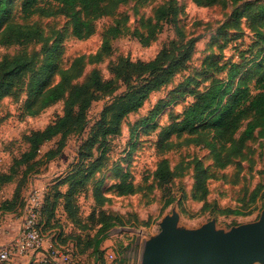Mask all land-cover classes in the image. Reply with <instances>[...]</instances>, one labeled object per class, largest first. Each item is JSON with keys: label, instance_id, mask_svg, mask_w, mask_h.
I'll use <instances>...</instances> for the list:
<instances>
[{"label": "rangeland", "instance_id": "374dc122", "mask_svg": "<svg viewBox=\"0 0 264 264\" xmlns=\"http://www.w3.org/2000/svg\"><path fill=\"white\" fill-rule=\"evenodd\" d=\"M20 3L11 0L8 19L38 29L41 36L0 43V60L25 56L36 70L44 59L43 50L57 39L54 54L58 70L50 84L60 80L59 70L71 76L70 86L85 80L93 68L102 78H109L121 59L147 61L161 49L186 58L171 78L152 90L142 106L127 114L118 131L101 144L86 146L95 122L114 96L124 92L128 83H135L136 74L129 80L116 78L114 90L100 93L91 102L82 129L44 140L37 155L18 167L13 181L0 188V223L15 230L13 238L25 197L32 189L40 190L42 197L47 193V204L55 202V207L41 226L42 245L28 252L9 248L7 259L0 264H140L145 239L159 230L161 218L172 209L179 214L177 224L187 228L214 219L217 228L227 230L259 217L264 209V116L248 115L230 134H218L214 129L183 131L171 135L163 148L157 139L159 129L181 117L192 101L189 90L203 89L213 77L223 76V70L213 62L244 58L243 70L255 61L264 62V14L251 18L246 12L235 15L247 4L256 7L264 0H217L211 5H198L193 0H126L112 14L98 18L94 33L85 39L73 36L69 17L63 13L37 11L24 16ZM38 4L57 6L51 0H38ZM161 5L174 9L175 16L164 14L156 19L154 12ZM147 18L151 19L149 24ZM110 26L118 27L119 32L113 37L107 35L110 51L96 60ZM30 73L25 71L0 100V172L7 171L14 158L29 147L31 133L63 114L67 92L35 115L24 111ZM157 103L158 112L150 118ZM250 122L256 126L239 144L238 137ZM60 142V151L48 158ZM210 143L220 151L223 165L218 164ZM163 160L165 177L159 178L156 170ZM92 162L95 165L87 170ZM72 170L75 178L87 170V179L82 184L75 182L70 214L64 196L68 182L60 180ZM12 199L10 206V202L5 203ZM12 241L0 244V248Z\"/></svg>", "mask_w": 264, "mask_h": 264}, {"label": "trees", "instance_id": "16d2710c", "mask_svg": "<svg viewBox=\"0 0 264 264\" xmlns=\"http://www.w3.org/2000/svg\"><path fill=\"white\" fill-rule=\"evenodd\" d=\"M51 1L57 3L55 8L40 6L38 0H21L20 11L24 16H29L37 11L43 14L63 13L69 17L73 36L78 39H85L94 33L95 22L98 18L112 14L117 5L126 0ZM193 1L198 5H211L217 0ZM10 4L11 0H0V43H19L32 37H40L41 34L38 29L8 19ZM253 11H256V14L253 15ZM242 12H246V15L250 18L257 14H264V4L256 7L247 4L242 10L235 11L236 17ZM175 13L174 9L166 10L165 6L161 5L156 8L154 17L158 19L164 14L175 16ZM150 21L151 19L147 18L148 24ZM156 25L157 22L152 25L147 33H152ZM118 32L119 28L116 26L107 28L100 50L95 55L96 60H100L103 53L110 51L107 35L110 34L113 37ZM147 40L146 36L144 44L147 43ZM57 43V39H55L51 46L43 50L44 59L36 70L33 69L32 60L27 59L25 56L4 57L0 60V100L11 92L25 71H31L26 85L27 97L23 105L24 111L30 115H35L44 107L58 101L67 92L63 103V114L43 129L29 135V147L19 157L14 158L7 171L0 172V188L5 183L13 181L21 164L37 155L39 145L44 140L57 134L64 136L73 130L82 129L85 124V110L93 100L99 97L100 93L114 90L116 78L124 77L129 80L132 75L136 74L135 83H128L124 92L114 96L102 108L86 142L88 148L98 142L101 144L102 140L108 135L116 133L122 119L130 112L140 108L149 93L165 84L186 58V55L181 57L171 56L170 51L161 49L152 59L147 61L121 59L112 70L113 76L109 78H102L98 70L93 68L85 80L70 86L71 76L66 73V70H59L61 73L60 80L50 84L51 76L58 70L54 54ZM262 58H264V54ZM243 62L244 58L241 61L213 62L214 65L218 63V69L224 72L223 76L213 77L203 89L189 90L193 99L184 108L181 117L172 119L159 129L157 143L160 148L169 144V138L173 134H179L183 131L195 133L203 129H214L215 133L218 134H230L238 129L240 122L248 115L264 116L263 59L253 62L250 68L244 70L242 69ZM251 79H253L252 85L249 84ZM158 105L159 103L151 109L150 118L157 114ZM255 126V122L246 124L238 137L239 144L249 137ZM210 146L218 164L223 165L225 162L221 158L220 151L215 148L213 143H210ZM61 147L62 142L58 144L56 149L50 151L47 157L54 156L60 151ZM94 165L95 162H92L87 170L92 169ZM164 168L163 160L156 170L157 177H165ZM87 170L82 172L78 178H75L76 172L72 170L66 174L62 181L60 180L61 183L68 182V189L64 196L66 198L65 207L70 214L72 212L71 193L75 182L82 184L87 179ZM47 196V193L43 196L41 212L36 223L40 231L41 226L52 216L55 207V202L47 204ZM6 200L4 199V201ZM14 200L5 203L10 202L8 204L10 206ZM8 205L7 207H9ZM46 212H48V215ZM103 227H105V224L100 227L98 232H101ZM97 243L94 248H96Z\"/></svg>", "mask_w": 264, "mask_h": 264}, {"label": "water", "instance_id": "95a60500", "mask_svg": "<svg viewBox=\"0 0 264 264\" xmlns=\"http://www.w3.org/2000/svg\"><path fill=\"white\" fill-rule=\"evenodd\" d=\"M175 209L145 239L140 264H264V209L259 217L224 230L210 219L198 227L179 226Z\"/></svg>", "mask_w": 264, "mask_h": 264}, {"label": "built area", "instance_id": "2783aa9c", "mask_svg": "<svg viewBox=\"0 0 264 264\" xmlns=\"http://www.w3.org/2000/svg\"><path fill=\"white\" fill-rule=\"evenodd\" d=\"M42 201V192L36 188L26 195L16 236L8 246L0 248V261L7 259L9 248L15 247L20 252H28L35 251L42 245L43 237L36 225Z\"/></svg>", "mask_w": 264, "mask_h": 264}, {"label": "crops", "instance_id": "0c3cea01", "mask_svg": "<svg viewBox=\"0 0 264 264\" xmlns=\"http://www.w3.org/2000/svg\"><path fill=\"white\" fill-rule=\"evenodd\" d=\"M6 199V198H4ZM0 223V244L6 243L7 241H10L11 239H14V231L12 229H7L8 225ZM17 233V232H16ZM9 243V242H8Z\"/></svg>", "mask_w": 264, "mask_h": 264}]
</instances>
